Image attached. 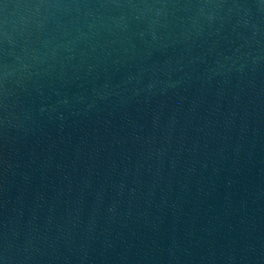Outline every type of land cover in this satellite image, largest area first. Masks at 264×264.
I'll list each match as a JSON object with an SVG mask.
<instances>
[{"label": "water", "instance_id": "water-1", "mask_svg": "<svg viewBox=\"0 0 264 264\" xmlns=\"http://www.w3.org/2000/svg\"><path fill=\"white\" fill-rule=\"evenodd\" d=\"M0 264H264V0H2Z\"/></svg>", "mask_w": 264, "mask_h": 264}, {"label": "snow or ice", "instance_id": "snow-or-ice-1", "mask_svg": "<svg viewBox=\"0 0 264 264\" xmlns=\"http://www.w3.org/2000/svg\"><path fill=\"white\" fill-rule=\"evenodd\" d=\"M0 2H2V0H0Z\"/></svg>", "mask_w": 264, "mask_h": 264}]
</instances>
